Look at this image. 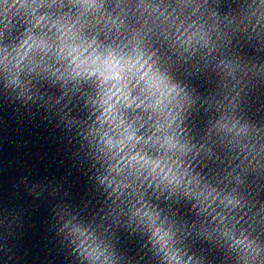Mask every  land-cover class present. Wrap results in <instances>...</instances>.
Instances as JSON below:
<instances>
[{
    "label": "clouds",
    "instance_id": "1",
    "mask_svg": "<svg viewBox=\"0 0 264 264\" xmlns=\"http://www.w3.org/2000/svg\"><path fill=\"white\" fill-rule=\"evenodd\" d=\"M53 5L66 6L64 0H0V16L5 28L9 15L27 20L25 38L8 61L18 72L27 61L30 73L50 72L76 91L80 81L97 89L91 104L99 114L89 135L107 158L100 183L111 190L115 207L87 226L75 218L65 222L79 264H127L106 242L113 226L139 232L150 245L151 264H264V204L253 196L264 198V125L259 113L245 119L241 97L245 77L264 76V65L248 68L232 57L233 21L221 19L208 0H182L170 10L142 0L135 11L160 21L165 50L158 55L160 49L146 43L156 34L144 24L115 48L98 42L99 33L107 37L125 25L121 14L128 5L120 0L115 16L106 0H67L74 19L40 14ZM247 10L255 31L264 0H253ZM85 30L96 34L88 39ZM49 54L63 71L44 62ZM198 65L208 66L213 80L219 77L216 94L203 102L183 84ZM181 202L182 211L175 208ZM209 241L214 246L202 251Z\"/></svg>",
    "mask_w": 264,
    "mask_h": 264
},
{
    "label": "water",
    "instance_id": "2",
    "mask_svg": "<svg viewBox=\"0 0 264 264\" xmlns=\"http://www.w3.org/2000/svg\"><path fill=\"white\" fill-rule=\"evenodd\" d=\"M120 2L121 7L128 5L121 14L125 25L120 33H108L107 37L103 32L99 33L98 42L111 43L115 48L122 40L131 39V33L144 24L145 30L151 26L156 34L146 43L159 48L157 54L161 55L165 42L156 27L160 21L153 24L155 16L148 17L143 9L135 11V5L142 0ZM252 2L208 0V6L221 19L227 17L233 21L235 33L230 36L231 55L248 68L253 64L264 65V19L253 31L248 24L250 10H247V4ZM43 3L50 4L51 0H43ZM64 3L63 9L53 5L41 9L40 14L47 13L57 19L67 13L74 19L73 13L68 11L67 0ZM116 3L117 0H106V5H110L107 11L113 16L120 11L113 12ZM143 3L159 4L161 10L165 7L170 10L182 0H143ZM8 19L11 23L5 28L7 20L0 16V264H79L65 222L75 218L73 223L87 226L115 207L113 198L108 195L111 190L105 191L100 183L106 175L107 158L102 156L89 135L99 114L91 104L97 89L91 81H80L79 91H76L71 84H63L50 72L37 69L30 73L27 61L18 72L15 61H8L16 55L13 49H17L25 38L24 30L28 25L22 13L9 15ZM125 27L127 31H124ZM84 34L90 39L96 33L85 30ZM44 62L64 70L63 64L56 62L51 54L44 57ZM197 69L191 79H183V84L203 102L216 94L214 85L219 77L215 80L209 77L208 66L198 65ZM14 78L16 83H13ZM245 81L249 82L243 87L241 97L247 120L264 111V76L259 79L245 77ZM242 83H237V90ZM116 203L120 204V201ZM120 207L125 205L120 204ZM132 234L126 227L113 226L106 242L114 250Z\"/></svg>",
    "mask_w": 264,
    "mask_h": 264
}]
</instances>
